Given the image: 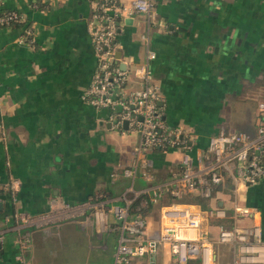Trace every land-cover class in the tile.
<instances>
[{
    "label": "crops",
    "instance_id": "1",
    "mask_svg": "<svg viewBox=\"0 0 264 264\" xmlns=\"http://www.w3.org/2000/svg\"><path fill=\"white\" fill-rule=\"evenodd\" d=\"M43 1L49 6L37 9L36 0H0V10L15 9L23 16L20 26L0 27V187L17 182L14 201L0 192V264L14 263L16 210L42 213L62 200L94 198L107 206L138 200L147 220L142 241L157 236L160 208L173 201L200 210L223 204L228 210L229 181L211 197L174 196L178 148L145 154L151 179L139 171L133 177L123 174L139 133L114 127L107 109L82 98L96 66L89 21L106 0ZM121 1L129 5L132 0ZM118 25L119 65L131 69L148 47L155 51L150 67L164 120L189 128L194 146L205 147L221 128L255 132L257 102L264 98V0H150L149 15L132 10ZM27 27L36 46L19 40ZM246 197L251 204L264 199V179L247 189ZM261 201L257 206L264 210ZM139 208L129 216L141 215ZM81 218L21 226L31 235L28 264H37L51 247H89L95 258L108 257L112 264L119 221L109 215L108 228L99 231L93 218ZM227 221L203 216L201 227L215 234ZM133 264L178 263L159 245L153 263L145 255L134 257ZM214 264H236L234 247L216 245Z\"/></svg>",
    "mask_w": 264,
    "mask_h": 264
},
{
    "label": "built area",
    "instance_id": "2",
    "mask_svg": "<svg viewBox=\"0 0 264 264\" xmlns=\"http://www.w3.org/2000/svg\"><path fill=\"white\" fill-rule=\"evenodd\" d=\"M149 15L150 0H132L126 5L121 0H106L98 6L89 21L91 39L96 53V66L89 84L82 93L84 101L95 108L109 111L112 125L135 130L139 138L132 146V156L122 172L133 177L137 171L145 179H151L146 153L153 149L175 147L181 150V168L175 172L174 196L197 192L211 197L218 186L227 187L232 204H223L206 210L193 209L173 201L160 208L161 223L157 236L142 241L147 220L145 216L130 217L129 206L87 198L79 202L62 200L51 202L46 211L37 214L16 210L12 214L18 244L13 264H28L26 252L31 243L28 230L21 226L36 227L64 220L90 217L99 231L108 228V216L119 221L121 235L115 248L112 264H133L134 257L148 256L151 263L159 245H165L169 255L178 264H187L194 259L197 264H214V247L225 244L234 247L236 264H264V223L256 203L251 204L246 190L264 179V98L257 102L256 128L246 130L219 129L211 134L205 147L192 144L191 130L183 126H171L164 120L160 105L159 85L154 80L150 61L155 51L146 49L145 59L131 69L122 68L115 55V35L118 21L131 11ZM22 21L23 16L15 9L0 14V24ZM32 28L27 27L19 40L33 45ZM15 180L6 184L11 201L16 199ZM160 192H155L153 200ZM262 202V201H261ZM228 218L219 224L215 234L202 229V217ZM4 233L0 232V243Z\"/></svg>",
    "mask_w": 264,
    "mask_h": 264
},
{
    "label": "rangeland",
    "instance_id": "3",
    "mask_svg": "<svg viewBox=\"0 0 264 264\" xmlns=\"http://www.w3.org/2000/svg\"><path fill=\"white\" fill-rule=\"evenodd\" d=\"M144 59L138 64L143 62ZM231 195L232 193H230ZM260 211L261 219L264 223V210L261 209ZM109 260L105 256H96L95 258L93 251L89 247H51L46 249L45 253L37 259V264H109Z\"/></svg>",
    "mask_w": 264,
    "mask_h": 264
},
{
    "label": "trees",
    "instance_id": "4",
    "mask_svg": "<svg viewBox=\"0 0 264 264\" xmlns=\"http://www.w3.org/2000/svg\"><path fill=\"white\" fill-rule=\"evenodd\" d=\"M48 6H49V3H47V1L45 2L43 0H36V6L35 7L37 9H44V8H46ZM9 10H11V9H5V10L4 9L3 10L1 9L0 10V14H3L5 12L9 11ZM21 24H22V21L12 20V21H9L8 23H2V24H0V27H8V26H10V27H17V26H20ZM33 45L36 46V43L34 42ZM2 191H4V192L6 191L8 193V190H5L2 187H0V192H2ZM151 203L152 202L148 203V201H147V205L146 206L147 207H150ZM138 205L140 206V208L138 209V211L141 213V210H143L142 209L143 207L141 206V203L138 200L132 202V204L128 207V212L129 213L130 212H134L135 211V208ZM141 215H144V211H142ZM227 222H229V221H227Z\"/></svg>",
    "mask_w": 264,
    "mask_h": 264
},
{
    "label": "water",
    "instance_id": "5",
    "mask_svg": "<svg viewBox=\"0 0 264 264\" xmlns=\"http://www.w3.org/2000/svg\"><path fill=\"white\" fill-rule=\"evenodd\" d=\"M118 52H119V51H118ZM117 56H118V57L120 56V52L117 53ZM123 126H124V127L126 126V122L123 123ZM1 205H2V202L0 201V207H1Z\"/></svg>",
    "mask_w": 264,
    "mask_h": 264
}]
</instances>
